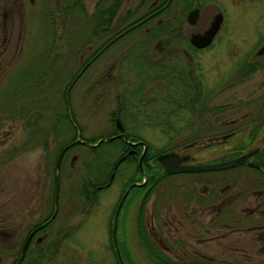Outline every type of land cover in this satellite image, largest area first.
Wrapping results in <instances>:
<instances>
[{
	"label": "flooded vegetation",
	"instance_id": "flooded-vegetation-1",
	"mask_svg": "<svg viewBox=\"0 0 264 264\" xmlns=\"http://www.w3.org/2000/svg\"><path fill=\"white\" fill-rule=\"evenodd\" d=\"M130 2L0 0V89L7 86L6 99L12 94L10 112L0 123L13 121V132L0 128V147L6 148L0 185L7 159L15 157L18 171L13 202H0V264H264V0H229L228 9L224 0H141L137 17L126 13L115 20V12L125 11ZM34 12L51 37L39 53L24 58ZM73 14L79 15L82 31L69 28ZM231 18L245 20L248 35L229 28ZM51 27L62 28L63 35L55 36ZM208 34L202 46L191 41ZM239 43L240 50L228 49ZM116 45L121 53L112 59L107 55L112 60L107 71L92 63ZM52 52L64 64L69 55L80 63L64 84L61 109L46 92L60 73L53 68ZM207 52L221 62L211 85L199 64ZM91 64L88 89L95 90L105 77L124 83L111 101L108 134L96 138L113 136L106 141L114 159L108 170H103L105 160L98 162L93 179L82 180L71 192L61 180L68 173L62 158L74 144L57 156L76 138L92 142L81 134L68 98ZM222 67L225 77L219 75ZM60 70L66 74L65 65ZM231 74L240 79L255 75L245 91L250 94L214 102ZM96 92L94 103L101 98ZM58 125L73 132L58 148L51 169L39 162L41 173L42 167L48 169L41 185L42 177L30 176L34 169L20 152L44 148L50 135L66 139L64 128L56 131ZM149 135L172 143L155 151ZM160 153L176 154L175 166L244 159L223 168L168 172L171 165L157 160ZM205 153L210 157L203 158ZM114 180L120 186L110 197L106 190ZM69 194L75 198L68 201ZM69 206L79 217L75 229L68 228ZM101 215L107 216L106 239L96 229ZM91 249H97L95 256Z\"/></svg>",
	"mask_w": 264,
	"mask_h": 264
},
{
	"label": "rangeland",
	"instance_id": "rangeland-1",
	"mask_svg": "<svg viewBox=\"0 0 264 264\" xmlns=\"http://www.w3.org/2000/svg\"><path fill=\"white\" fill-rule=\"evenodd\" d=\"M228 3L229 0H224V5H226L227 9L229 8ZM123 9H125V11L115 12V14L113 15L115 17V20L124 17L126 13L130 14L132 18L137 17L142 10L141 0H131L130 4H127ZM59 18L60 17L58 15L55 18L53 17V20L55 21L58 20ZM70 21H72V25L69 28H73L74 31H82L83 29H85L84 26L81 25L79 22L80 21L79 15L77 14L71 15ZM28 25H29V32L27 34L25 44L23 46L24 52L22 53L24 58L28 54L35 55L39 53V51L45 46L47 39L51 37L49 33V29L48 27H45V23L43 22L41 15L39 13L34 12L30 14V24ZM246 25L247 23L245 20L240 21L237 18L235 19L231 18L227 26L233 30L236 29L238 32H243L244 34L248 35ZM51 31L55 32V36L60 37L63 35L62 28L51 27ZM245 43L246 42L244 41L241 44L244 45ZM241 44L240 43L232 44V45L228 44V49L240 50ZM96 45L97 44H94L93 46L95 47ZM57 50H59V48H57ZM111 52L112 54L109 55V53ZM111 52H104L106 56H101L100 58L94 60L92 63L96 65L100 70L107 71L106 68L108 65L111 64L112 61L107 59V55L109 56L110 59L118 58L119 54L121 53V48H118L117 50V45L112 46ZM59 53L60 51L56 52V54ZM72 53H74V51H72ZM75 53L78 54V51H76ZM52 54L54 60L53 68L54 70L58 69L60 73L56 82L52 83V86H50V89H46V92L48 95H50L51 102L56 104L57 107L61 109L64 100L62 96L64 84L70 79L72 73L79 68L80 63H78L76 57L69 55L66 64H64L63 61H60L58 60L59 58L55 57L56 55L54 52H52ZM209 55H210L209 52H207L204 55L203 59L199 61L202 70V75L207 85L214 84L213 81L215 75L218 72L216 71V69H219L221 67V62L211 60ZM23 56H21L22 61L24 59ZM115 61L117 62V60ZM62 65L66 66V74L64 71L62 73L60 70V67H62ZM115 67H116V63H115ZM90 68H92V64L73 83L71 89L68 92V98L69 101L71 98V103L75 107L76 113L74 114V117L79 127H81V134L84 135L86 139L88 140L90 139L92 142H94L96 141L97 137L105 136L106 130H108L109 128V123L107 122V118L109 116V112L114 107L111 104V101H114L113 99L114 94H117L119 91L122 90V88L124 87V83L120 84L117 82H113L105 77L104 80L100 82V84L97 87H95V90L93 88L88 89L87 88L88 84L86 85L85 76L91 70ZM222 73H224V77L227 76V72L224 67L220 69L219 75ZM254 82H255L254 74H249L245 76L243 79H240V75L231 74V76L228 77L221 84L222 89L218 90L215 93V95H213L212 100L214 102H219L224 100H228V101L244 100L250 94L245 92L246 89L252 86ZM7 90H8L7 86L4 87L2 86V88L0 89V117H4V118L10 112L8 107H10L12 104V100L10 97L12 94H9L10 95L9 98L6 99ZM97 90H99V94L101 95V98H99V100L96 103H94L93 98L94 96H97V92H96ZM92 108H94L93 111ZM12 122L13 121L9 118H7V120L5 121L4 120L1 121L0 128L4 129L3 132H6L5 130L7 129L9 130V132H13L11 125ZM8 125L10 126L9 128L7 127ZM63 128L67 132V137H65L66 139L63 138L61 139L58 137V135H50V137L46 141L44 148L40 147L39 145H35L34 148L31 150H24L20 152L21 155H26L28 157L25 159V164L28 165L31 172L32 169H34L33 172L30 173V176L33 178L35 176L34 180H37L39 177H42L41 185H43L44 181L47 179L48 169H46V167L45 169H43L42 167L41 169L42 173H41L39 169L41 168L39 162H41V166H43V163L45 161V166L51 169L54 156L58 148L60 147L61 144H64L71 139L70 137L72 135L73 130L71 129L70 126L66 127L65 125H63V127H61L58 125L56 131L59 132V130L60 129L63 130ZM146 131H147V127H143L142 132L147 133ZM105 142L106 140L103 142L101 141L100 144L94 146V148L87 147L82 144H74L63 155L62 166L64 167L65 170H67L68 173L66 177L61 178V180L67 183L69 187V191L73 192V188L80 186L82 180H86V181L92 180L94 166L97 165L98 162H100L101 160L106 161L104 162L106 166L105 165L103 166V170H108L111 160L114 159V154L113 153H111V155L107 154V152L110 153V151L107 150L111 148V143L110 142L105 143ZM147 142L151 145V148L155 151L163 150L165 149V147H169L170 144L172 143L171 140H159L154 135L153 136L149 135ZM3 149L6 148L0 147V157H2L1 152H3ZM202 155L203 158L205 159L210 157V155L206 153ZM28 159L32 162L27 161ZM7 160H8V168L7 171L3 173V183L2 185H0V202L4 200V203L10 206L11 202H13L12 185L15 184V179L16 176L18 175V171H17V161L15 160V157H11ZM33 161L35 163H33ZM240 169L245 170L244 168H240ZM119 186L120 185L118 180H114L112 184H110V186L106 190L110 197H114L116 195ZM74 198L75 195L73 194L68 195V201ZM70 204L71 202L69 203V205ZM68 213H69L67 220L68 228L75 229L79 217H77V213L75 212V210L71 208V206H69ZM106 219H107L106 215H101L100 222L96 227L97 230L102 231V234L105 237V239H106V233L104 229L106 228ZM90 253L91 255L95 256L97 254V249H91Z\"/></svg>",
	"mask_w": 264,
	"mask_h": 264
},
{
	"label": "water",
	"instance_id": "water-1",
	"mask_svg": "<svg viewBox=\"0 0 264 264\" xmlns=\"http://www.w3.org/2000/svg\"><path fill=\"white\" fill-rule=\"evenodd\" d=\"M218 20H219L218 17L214 19L213 25H212L210 31H214V29L217 27ZM208 38H209V34L208 35H204V36L195 37V38L191 39V41L196 46H202L205 43H207ZM116 124H117L118 128L121 130V126H120V124H119L118 121H116ZM117 135H122V134H117ZM112 137L113 136L100 137V138H98L94 142H89L87 140H83V139L76 138L74 141H71L70 143L66 144L65 146H63L61 148V150L59 151V154L57 156V160L59 159L62 151L66 147H68V146H70L72 144L82 143V144H85L87 146L92 147V146L98 145L101 141L110 139ZM243 159H244V157L243 156H240V157L230 158V159H227L225 161L217 162V163L187 164V165H177V166H175L177 163H179V158L177 157L176 154H172V153H160V154L157 155V160L161 164L171 165L170 167L166 168V171H168V172H174V171H179V170H190V171H192V170H206V169L223 168V167L231 166V165L236 164V163H240ZM109 180H110V178H109Z\"/></svg>",
	"mask_w": 264,
	"mask_h": 264
},
{
	"label": "trees",
	"instance_id": "trees-1",
	"mask_svg": "<svg viewBox=\"0 0 264 264\" xmlns=\"http://www.w3.org/2000/svg\"><path fill=\"white\" fill-rule=\"evenodd\" d=\"M138 67H139V68H143V67H145V65L142 64V65H140V66H138ZM147 67H149V66H147ZM153 67H154V66H153ZM106 134H108V132H106L105 135H106ZM89 140H90V139H89ZM90 141H91V140H90ZM109 142H110V141H106L105 143H109ZM91 148H94V147H91ZM107 151H109V150H107ZM107 154H109V153L107 152Z\"/></svg>",
	"mask_w": 264,
	"mask_h": 264
}]
</instances>
